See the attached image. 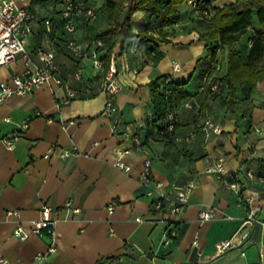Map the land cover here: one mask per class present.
Masks as SVG:
<instances>
[{
    "label": "crops",
    "instance_id": "crops-1",
    "mask_svg": "<svg viewBox=\"0 0 264 264\" xmlns=\"http://www.w3.org/2000/svg\"><path fill=\"white\" fill-rule=\"evenodd\" d=\"M68 1L27 0L23 4L34 14L25 45L32 55L30 68L40 65L34 53L41 47L54 54L64 79L77 69L81 78L70 79L77 97L61 108L56 102L65 91L54 85L13 95L0 105V256L10 264H34L35 255L48 248L47 234L20 240L13 231L19 224L29 230L41 207L49 206L57 219L55 251L40 264H264V236L258 223L264 218V183L257 181L264 178V76L251 89L236 88L232 109L227 106V89L212 98L200 92L201 80L190 76L197 59L205 54L206 43L199 37L208 23L188 3L177 7L180 20L169 27L143 11L134 12L132 32L149 29L148 36L157 40L126 39L122 46L114 44L112 50L120 55L118 81L123 90L113 102L122 123L143 122L153 116L149 84L157 78L182 84L186 93L177 105L178 123L168 138L152 130L141 132L156 181L169 191L194 184L188 205L176 218V240L163 246L167 223L150 212V199L137 180L142 156L132 150L121 159L127 172L112 165L116 159L113 149H131L132 145L112 135L110 121L100 115L107 97L102 90L104 71L94 69L90 59H76L65 49L67 35L60 11ZM76 1L95 10L96 17L88 24L78 20L75 39L100 38L107 29L105 0ZM198 2L213 11L235 0ZM237 5L240 10L241 3ZM251 34L248 30L234 46L244 57ZM101 38L105 47L100 56L104 57L115 38ZM216 60H221L219 53ZM176 62L179 71L173 70ZM23 67L19 57L0 66V82L20 74ZM224 74L222 62L216 75ZM87 89L91 95L86 94ZM27 119V129L8 149L1 140L14 135ZM207 119L221 129L220 134L205 136L202 128ZM72 146L88 157L59 156ZM220 158L225 170L243 184L241 195L207 172ZM247 171L253 173V180L246 177ZM251 195L250 205L241 202ZM67 200L80 209L79 214L64 209ZM109 205L114 207L112 214ZM203 208L212 209L215 217L200 223L198 213ZM256 209L254 219L249 220L250 211ZM12 211L18 214L8 215ZM236 231L245 237L243 245L217 254L216 243ZM195 240L197 247L192 246Z\"/></svg>",
    "mask_w": 264,
    "mask_h": 264
},
{
    "label": "built area",
    "instance_id": "built-area-1",
    "mask_svg": "<svg viewBox=\"0 0 264 264\" xmlns=\"http://www.w3.org/2000/svg\"><path fill=\"white\" fill-rule=\"evenodd\" d=\"M27 0H0V66L10 63L19 57L23 63V70L20 74L12 77L9 81L0 82V105L13 95L30 94L43 85H54L62 88L65 94L56 102L57 108L68 105L77 97V92L72 89L70 79H80L81 72L77 69L73 74L64 79L61 76V71L54 60V54L51 51H46L41 47L35 50V57L40 62L39 66L33 69L30 66L33 63L32 55L26 50V39L32 32L31 23L34 20V14L25 8L23 5ZM188 4L196 9V2L189 1ZM64 32L67 35L65 41V49L70 55L76 59L88 58L90 59L94 69H103V60L100 52L104 50L105 43L102 39H91L87 41H77L74 34L77 29L78 20L83 23L91 22L96 13L92 8L85 7L76 0H70L62 7L60 11ZM46 33L50 32L49 22L46 21ZM119 53L113 51L110 55L108 69L104 71L102 90L107 95L100 115L110 121L111 133L114 136L120 137L124 141H130L132 148L115 147L113 154L116 159L112 165L124 172L128 171L121 159L129 155L132 150L139 153L142 158V168L137 176L138 183L144 188L145 195L150 199V212L153 215H158L161 220L167 223L166 232L163 236V246H168L172 242V238L177 235V228L175 226L177 216L188 205L192 195L194 184L188 182L181 187L175 188L173 191L166 189L165 185L154 179L152 172V161L149 155V149L144 143V138L141 134L142 130L150 129L158 136L164 137L171 135L178 123L177 112L174 108L167 111L165 118L161 122H154L153 117H149L143 122L132 124L122 123L116 116L117 109L113 102V97L123 90V85L118 81V67ZM173 70L179 71V63L173 64ZM220 69V64L216 62L213 66L211 74H205L201 79L200 92L205 96L212 98L220 95L222 89L227 85L217 75ZM135 72V71H134ZM87 95H91V90H86ZM29 120L23 121L14 135L6 137L1 142L8 149H12L14 144L19 140L20 136L28 127ZM69 124H73L70 122ZM205 136L208 137L210 133L220 134L221 129L214 125L209 119L204 121ZM260 133L258 129H255ZM96 144V143H95ZM61 158L70 156L88 157L87 154L79 151L77 147L72 146L60 152ZM208 173H212L221 181H226L227 187L237 195L242 194L243 184L239 183L233 173L225 170L224 160L218 159L214 166L207 169ZM246 177L249 180L254 179L251 171L246 172ZM257 181L264 183L263 177H258ZM253 196H245L242 203L250 205L253 202ZM64 209L71 214H79L80 209L73 206L71 200L64 203ZM108 213L112 214L114 207L109 205L107 207ZM258 209L251 210L248 218L254 219ZM16 211L8 212V215H17ZM53 210L49 206H42L40 215L37 220L31 221L29 230L19 224L15 227L13 235L20 240H24L29 236H40L45 232L49 238V245L46 251L40 252L34 257V264H40L46 260L48 256L55 251V226L57 223L56 217L53 216ZM215 217V212L210 208H203L198 213V220L200 223L209 221ZM226 219H231L225 216ZM137 222L142 219L137 218ZM261 227V234L264 236V218L259 220ZM112 233V230L109 231ZM245 237L236 231L229 239L222 240L216 243V253L221 254L227 250L243 245ZM197 241L192 243L193 247H197ZM0 264H10L0 256Z\"/></svg>",
    "mask_w": 264,
    "mask_h": 264
},
{
    "label": "trees",
    "instance_id": "trees-1",
    "mask_svg": "<svg viewBox=\"0 0 264 264\" xmlns=\"http://www.w3.org/2000/svg\"><path fill=\"white\" fill-rule=\"evenodd\" d=\"M189 1L193 0H105L103 10L106 12L107 29L99 35L100 38L95 39L111 35L115 40L102 57L104 71L108 69L112 48L117 42L122 46L126 39L151 43L157 40L148 36L149 29L138 33L132 32L130 19L134 12L143 11L159 20L163 27H169L180 20L177 7ZM194 1L197 4L196 12L207 19L208 26L199 37L206 43L205 54L197 59L190 79L201 80L205 74H211L219 53L225 67L224 76L219 78L227 85L220 95L227 89V106L232 109V98L236 88L251 89L264 76V0H235L234 4L213 11L200 7L198 0ZM238 3H241L240 10L235 8ZM248 30H251L252 34L247 42V55L244 57L242 51L235 49L234 46ZM149 87L154 122H161L169 109L176 110L178 103L186 95L182 84L166 82L165 78L151 81ZM169 136L165 135L163 138ZM176 237L177 235L172 238L173 243Z\"/></svg>",
    "mask_w": 264,
    "mask_h": 264
},
{
    "label": "rangeland",
    "instance_id": "rangeland-1",
    "mask_svg": "<svg viewBox=\"0 0 264 264\" xmlns=\"http://www.w3.org/2000/svg\"><path fill=\"white\" fill-rule=\"evenodd\" d=\"M183 5H184V6H186V3H183ZM239 7H240L239 5H236V6H235L236 10H238V9H239ZM186 9H187V8H186ZM253 18H255V15H254V17H253ZM217 62H218L220 65H221V63H222V61H221V60H217Z\"/></svg>",
    "mask_w": 264,
    "mask_h": 264
}]
</instances>
